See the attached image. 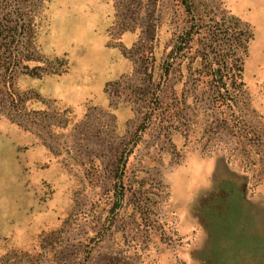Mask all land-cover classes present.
I'll list each match as a JSON object with an SVG mask.
<instances>
[{
    "label": "rangeland",
    "instance_id": "1",
    "mask_svg": "<svg viewBox=\"0 0 264 264\" xmlns=\"http://www.w3.org/2000/svg\"><path fill=\"white\" fill-rule=\"evenodd\" d=\"M6 1L0 26L32 19ZM190 1L194 18L180 0H43L30 48L0 35L9 67L56 70L0 91V264H264V0ZM237 19L231 109L197 79Z\"/></svg>",
    "mask_w": 264,
    "mask_h": 264
},
{
    "label": "trees",
    "instance_id": "2",
    "mask_svg": "<svg viewBox=\"0 0 264 264\" xmlns=\"http://www.w3.org/2000/svg\"><path fill=\"white\" fill-rule=\"evenodd\" d=\"M10 2L9 4L7 3ZM5 5L8 6H14L16 2L21 3V7L24 5V8H27L29 10V15L31 14V18L28 21L24 20L22 24H13L11 26L9 25H3L0 26V35L5 40L7 37H12L10 39L14 40V35L18 31V35L23 36V39L25 40L24 43H22V47H25L26 49L30 48V45H32V42H30L29 38L32 37L29 35L32 31V28L35 27V23L33 18H35L40 12H36V8L39 9L42 5L43 0H38L36 3H33L31 0H7ZM181 3L184 5V8L186 12L190 15H192V18H194L192 3L190 0H180ZM32 7L33 9H30ZM36 7V8H34ZM16 9V8H15ZM21 14V12H20ZM22 16V15H21ZM195 22V20H194ZM237 22L242 24L243 30L239 31L240 36H233L231 39L232 43V49L231 50H215L214 51V57L215 61H212L215 65H210L209 63V77L208 79H197L198 84L207 85L209 90H213L216 92L213 102L217 103L219 105H225L226 107H229L232 109L235 101V95L238 93H242L245 91V84L242 80V70H243V54L246 51V45L249 41V39L252 37L251 29L247 24L242 23L240 20L237 19ZM188 32V36L191 37V34H197V26L195 23H192L190 29ZM12 33V34H10ZM14 36V37H13ZM32 40V39H31ZM181 41V40H180ZM178 44V50L181 49L182 43ZM2 39H0V91L3 90V93L11 98V100L16 99L19 95L14 87L15 80L20 74H26L29 76L34 77H40L46 73H54L56 70H46L40 65H35L33 67H29L27 64H23L20 66L19 69H14L12 67H9V64L7 61V56H4L6 52H12L13 50H10V44L2 43ZM11 42V40H10ZM13 42V41H12ZM230 43V44H231ZM15 49V48H13ZM213 53V51H212ZM206 56L209 53H205ZM29 60L31 58H28V56L23 57V60ZM203 59V58H202ZM21 61V58L19 59ZM211 62V61H210ZM204 67H206L204 65ZM65 70V69H64ZM62 70V71H64ZM106 91H108L106 89ZM108 93V92H107ZM174 116V114H172Z\"/></svg>",
    "mask_w": 264,
    "mask_h": 264
},
{
    "label": "crops",
    "instance_id": "3",
    "mask_svg": "<svg viewBox=\"0 0 264 264\" xmlns=\"http://www.w3.org/2000/svg\"><path fill=\"white\" fill-rule=\"evenodd\" d=\"M131 65H132V63H131ZM123 73H127V72H123ZM123 73H121V74H123ZM106 101H107V105L110 106V103H109L110 100H109V98H106ZM108 106L106 108L109 109L110 107H108Z\"/></svg>",
    "mask_w": 264,
    "mask_h": 264
}]
</instances>
